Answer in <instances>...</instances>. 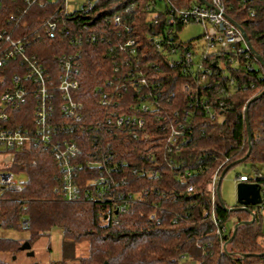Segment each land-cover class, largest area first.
<instances>
[{"label": "trees", "instance_id": "obj_1", "mask_svg": "<svg viewBox=\"0 0 264 264\" xmlns=\"http://www.w3.org/2000/svg\"><path fill=\"white\" fill-rule=\"evenodd\" d=\"M223 2L228 19L244 29L264 61V0ZM202 3L95 0L93 9L73 10L65 17L57 6L44 3L25 6L19 17L21 1L3 0L0 32L6 29L13 37L32 39L29 51L53 77L59 74L61 55L82 52L80 87L73 93L81 117L62 133L81 148L72 163L79 166L73 181L82 194L74 201L59 195L64 172L50 147L16 150L11 170L24 175L25 182L19 191L4 190L0 228L27 230L25 240L33 242L60 227L62 260L54 264H264V213L256 206L228 211L219 197L220 179L214 200L210 189L217 171L221 176L228 167L226 173L240 165L251 172L238 176L257 183L264 200V94L248 110L249 155L245 115L248 102L264 91V63L247 48L238 55L206 53L203 33L183 39L186 24H170L169 18ZM115 14H120V24L106 23ZM51 17L58 20L59 29L48 37L43 24ZM86 33L97 41L85 37L81 45L71 43V38ZM130 39L134 46L121 49ZM174 49L181 51L177 58L191 50L194 64L203 68L185 71L174 59ZM109 82L118 85V92H111ZM108 89L114 102L107 106L101 99ZM30 110V104L20 109V118L30 119ZM112 112L142 118L144 125L111 128L106 118ZM174 131H179L176 137ZM238 160L242 162L230 166ZM101 175L104 184L95 182ZM83 191H90V198ZM95 191L108 195L102 199ZM119 192L132 196L127 214L131 228L112 208ZM154 211L159 222L149 217ZM252 213L254 221L241 224L234 238L233 230L221 236L211 218L214 214L222 223L232 220L234 229L239 222L251 221ZM22 218L30 220L28 228L21 227ZM20 245L21 239L0 237V264H15L8 256L17 255Z\"/></svg>", "mask_w": 264, "mask_h": 264}, {"label": "built area", "instance_id": "obj_2", "mask_svg": "<svg viewBox=\"0 0 264 264\" xmlns=\"http://www.w3.org/2000/svg\"><path fill=\"white\" fill-rule=\"evenodd\" d=\"M19 17H23L26 11L25 6L31 7L41 4H51L57 6V11H61L62 17L68 15L73 10H91L95 6V0H18ZM202 4H195L187 10L176 12L169 18L170 24H176L178 21L189 24L198 23L205 27L203 32V42L207 44L206 53L217 52L219 55H228L242 53L245 48L249 49L241 30L228 19L225 12L223 0H205ZM3 0H0V4ZM70 3L76 4L74 8L70 7ZM16 15V14H15ZM15 19V16H11ZM106 23L118 25L121 22L120 14L105 19ZM58 20L51 17L43 24V33L48 37L53 36L59 29ZM86 37L88 41H97L94 34H79L71 38L72 44L81 45ZM158 47L160 43L155 40ZM133 39L128 40L125 44L120 45L121 49L134 46ZM32 39L27 35L23 37H13L7 33L6 29L0 32V200L6 191L11 189L19 191L22 189L25 176L15 173L11 170L13 153L16 150H22L26 147L46 146L52 149L54 158L59 162L63 173V177L59 186V195L68 201L77 200L82 191H79L75 181H73L74 173L79 166L72 163V160L81 153V148L73 139L63 135L68 129L73 127L72 122L80 119L81 104L74 98L73 93L80 87L79 68L82 52L80 50L65 53L57 59L59 74L53 77L50 74L36 54H32L30 46ZM243 45V46H242ZM133 53L134 50L131 49ZM180 50H173L174 59L183 63L184 70L194 71L197 66L203 68L202 64H194V56L191 50H186L181 58ZM205 53V56L207 55ZM231 60L233 58L231 55ZM14 66V69L12 68ZM191 68V69H190ZM117 70V69H116ZM203 79L207 78V74L202 75ZM108 85L111 92H118V85L109 82ZM189 90V87H185ZM108 89L102 93V104L110 105L114 102V94ZM31 106L30 119L22 120L20 118V109ZM107 125L111 128L129 127L130 130L137 127L141 129L144 125L142 118L130 115H118L112 112L106 118ZM179 131H174L173 136L176 137ZM133 137H137L136 132L132 133ZM145 137H149V133H145ZM220 179L218 171L213 175L210 189L212 200L219 193L217 181ZM240 182L248 181L246 176H239ZM98 184H104L106 178L101 175L95 179ZM250 182V181H249ZM254 183V182H253ZM84 197L90 198V191H83ZM97 197L105 199L108 191H95ZM120 199L115 201L112 198V208L116 214L124 215L123 225L126 228L133 226V221L127 216L129 212L131 194L124 197L121 192L116 194ZM257 210L264 213V200L255 205ZM139 213L141 210L139 209ZM255 216V213H254ZM150 219L160 221L157 212L150 214ZM212 221L217 228L218 233L223 236L233 230L228 223H222L215 215H212ZM114 223H119L118 218H114ZM176 221V220H175ZM22 228H28L30 220L22 218ZM264 241V239H263ZM227 243L223 244L226 249ZM240 255V253H237Z\"/></svg>", "mask_w": 264, "mask_h": 264}, {"label": "rangeland", "instance_id": "obj_3", "mask_svg": "<svg viewBox=\"0 0 264 264\" xmlns=\"http://www.w3.org/2000/svg\"><path fill=\"white\" fill-rule=\"evenodd\" d=\"M71 8L76 4L70 3ZM205 32V27L198 23H189L184 27L181 33L183 39H190ZM1 159V157H0ZM244 167L240 165L233 166L224 176L220 194L224 199L226 205L234 207L237 204V186L240 183L238 174L242 172ZM229 226H233L231 220ZM0 237H10L21 239V243L29 237L27 230L18 231L12 228H0ZM62 230L60 227L53 228L49 234L41 235L32 242L31 251L34 255H28L27 251L19 250L17 255H9L10 259L15 264H54L62 260L61 254ZM3 254V253H0ZM66 264H79L75 261Z\"/></svg>", "mask_w": 264, "mask_h": 264}, {"label": "water", "instance_id": "obj_4", "mask_svg": "<svg viewBox=\"0 0 264 264\" xmlns=\"http://www.w3.org/2000/svg\"><path fill=\"white\" fill-rule=\"evenodd\" d=\"M205 4H207V2L205 0H202ZM232 23L234 25H236L240 30L241 32L243 33V36L245 38V41H246V44L247 46L249 47V49L257 55V58L262 62L264 63L263 59L261 56H259L257 54V52L254 50L253 46L251 45V42L248 38V36L246 35V32L244 31V29L237 23L235 22L234 20H232ZM262 94H264V91L255 96L254 98H252L247 106H246V109H245V115H246V121H247V127H248V130H249V141H250V150L248 152L247 155L250 154V151H251V139H252V134H251V129H250V124H249V118H248V110H249V107H250V104L256 100L257 98H259ZM240 162H242V160H238L236 162H234L233 164H231L230 166H233L235 164H239ZM229 168V167H228ZM227 168V169H228ZM227 169L224 170L223 174L220 176V184H221V181L223 180V177H224V174L226 173ZM242 172L244 173H250L251 170L249 168H243L242 169ZM219 197L222 198L221 194L219 193ZM263 201V198H262V192H261V188L260 186L257 184V183H253V182H249V181H242L238 184L237 186V207H228V206H225L226 209L228 211H231V210H238V209H245V210H248V211H251V206H255V205H258L260 204L261 202ZM254 213H252V218H251V221L247 222V221H242V222H239L235 225L234 229H233V233H232V237L231 238H234V236L236 235V232H237V229L238 227L241 225V224H245V223H252L254 221ZM31 243L29 241H25L21 246H20V249L21 250H25L27 251L28 255H34L35 252L34 251H31Z\"/></svg>", "mask_w": 264, "mask_h": 264}, {"label": "flooded vegetation", "instance_id": "obj_5", "mask_svg": "<svg viewBox=\"0 0 264 264\" xmlns=\"http://www.w3.org/2000/svg\"><path fill=\"white\" fill-rule=\"evenodd\" d=\"M25 241H27V240H25ZM25 241H23V242L21 243V245H22ZM29 242H30V241H29ZM30 243L32 244V242H30ZM21 245H20V246H21Z\"/></svg>", "mask_w": 264, "mask_h": 264}, {"label": "bare ground", "instance_id": "obj_6", "mask_svg": "<svg viewBox=\"0 0 264 264\" xmlns=\"http://www.w3.org/2000/svg\"><path fill=\"white\" fill-rule=\"evenodd\" d=\"M133 104V103H132Z\"/></svg>", "mask_w": 264, "mask_h": 264}]
</instances>
